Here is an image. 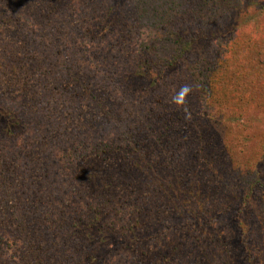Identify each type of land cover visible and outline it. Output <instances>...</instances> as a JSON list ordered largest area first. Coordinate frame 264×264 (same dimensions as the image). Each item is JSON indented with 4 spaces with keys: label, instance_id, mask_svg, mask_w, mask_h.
<instances>
[{
    "label": "trees",
    "instance_id": "1",
    "mask_svg": "<svg viewBox=\"0 0 264 264\" xmlns=\"http://www.w3.org/2000/svg\"><path fill=\"white\" fill-rule=\"evenodd\" d=\"M262 7L260 0H83L80 7L71 0H0V229L13 238L9 242L21 241L18 260L0 258V264H172L166 254L156 259L160 254L141 235L135 242L128 236L114 242L112 258L99 255L95 244L108 233L103 212L129 203L133 214L142 215L146 204L156 206L149 195L157 191L166 212L161 215L167 214L161 223L178 207V227L188 232L200 225L203 235L208 216L251 206L249 199L264 192L262 178L248 180L250 158L233 167L231 153L210 150L208 128L217 116L239 114L253 102V91L264 88V59L258 58L264 57ZM188 13L218 27L187 36L180 21ZM144 25L156 38L137 45ZM86 39L104 45L93 68L71 59H79L73 50ZM172 74L180 82L173 92ZM136 86L143 93L149 88L145 98L154 107L121 131L130 146L122 152L97 136L100 118L132 117L121 104ZM262 140L264 148V135ZM55 150L71 163L77 180L72 187ZM103 162L117 167L106 172ZM126 167L143 179L126 180ZM155 171H161L159 183H152ZM50 234L61 235L70 253L57 255ZM138 244L143 249H135ZM208 245L187 253L178 247L175 264H185L179 259L184 256L187 264H214L212 257L223 253L214 240ZM249 256L246 264H254Z\"/></svg>",
    "mask_w": 264,
    "mask_h": 264
},
{
    "label": "rangeland",
    "instance_id": "2",
    "mask_svg": "<svg viewBox=\"0 0 264 264\" xmlns=\"http://www.w3.org/2000/svg\"><path fill=\"white\" fill-rule=\"evenodd\" d=\"M260 1L264 2V0ZM71 2L72 4L77 5V7H80L83 3V0H71ZM260 11L261 19L264 20V7H262V10L260 9ZM180 22H182V26L186 27L184 30H186L185 32L189 34L187 36L203 35L204 33L208 32L211 28L212 32H214L218 27L217 26L216 28H214V26H211L210 28V26L206 23L207 20L204 16L200 20H194L193 18H189V13L182 17V21ZM146 23L147 22H145L144 24ZM153 38H156V33L151 30L150 27L144 25L142 28L137 30V37L135 38V43L137 45H140V43L147 44L150 42V39ZM203 42L204 39H202V43ZM103 46L90 43L88 42V39H86L85 43H83L82 41L79 42L75 46L73 50L74 52L72 51L73 53H76L79 59H74L71 57V59L73 60L72 63L83 64L92 68L96 67L100 64L99 61L101 60V58L98 55L104 52H101V50H103ZM196 51H199V49H197ZM190 55L192 57H196L195 52H190L189 56ZM258 58L262 61L264 59L263 56H259ZM175 74H177V72H175ZM175 74H172L173 83L171 84L170 88L171 92H173L176 88L180 86V82L176 78ZM262 86L264 87L263 83ZM136 87V90H131L132 92L128 94L127 98H125L126 102L121 104V109L124 111V114H126L128 110L132 111V117H128L125 121H118L116 120V118H110V120L100 118V126L103 127L101 129L102 131L99 130L97 136L107 144L109 143L113 146H116V144H118L122 152H124L128 148L130 149V146L120 136L121 131L128 130V126L133 124L135 118L137 120L142 119L143 113H147L148 108L153 105L145 98L147 95H149V88L147 87L148 91L143 93L142 90L138 89V86ZM252 97L253 102H251L249 106H247V108L241 110V112L236 116H217L215 121L210 124L211 128L209 125L208 129L210 130L211 134L209 138V143L211 145H209V147L210 150L212 148L214 151L216 150L219 156H230L228 153H231L232 159L230 160L229 165H232L233 167L238 164V160L240 158H250L252 165L250 173H247L246 175L248 180H253L254 178L260 177L264 182V148L262 147V138L264 135V88L254 90ZM155 105L158 107L157 109H161V106H159L158 104ZM202 109L203 107H201L199 115H201ZM138 112L140 114H138ZM14 113L16 112L14 111ZM22 137L23 135H19L16 141L12 138H8L7 141L8 143H12L13 141H15L17 145V143H19L18 141H21ZM205 137H207V135H204V138ZM114 142L115 144H113ZM54 155L59 158V165L63 166L62 169L65 171L67 177L66 179H69V181H66L65 184L68 183L71 185L70 187H72V185L76 184L77 180L74 179L71 174V168H69L71 163L68 162L69 160H67L63 156V154L57 150L54 151ZM125 155L127 157H131V155L133 154L130 152H126ZM154 157H151L149 161L153 162V160L156 159ZM165 159L166 157L162 160V162L165 161ZM104 166L105 169L107 167L106 172L109 170L113 172V169L117 167V164H108L103 162V167ZM122 170L127 171L125 173L126 175H123L126 180L143 179V176L140 173H133V171L131 169L129 170L128 167L122 168ZM160 173L161 171H155V174L154 172L151 173L150 177L153 180L152 183H159L160 180H163L160 177ZM102 174L105 175L104 170ZM147 175L149 176V174ZM172 175L175 178H178V175L175 176L174 173H172ZM193 175V173L190 174V176ZM187 181L189 182L190 179H187ZM105 182L106 179H103V183ZM148 182H151V180ZM244 188L245 187L241 185L240 190L245 191L246 189ZM159 193L160 192L157 193L156 191L155 196H153V193H150L149 199L153 201L156 206H151L152 204H146V206L142 210V212L144 213L142 215L133 214L132 212L134 206L129 203H124L122 205V207H125V209H121L119 208V206H116L115 209H109L103 212L102 215L105 221L102 224L106 225L105 229L108 233H104V237L102 234L101 242L97 240L95 244L99 249V255L106 257V254L108 253V257L112 258L114 254L110 255V251L113 247L114 242H116L120 238L122 239V237L124 238L125 236H128L127 238H130V240L132 239V242H135L139 240V235H141V238L147 239L144 244L150 247L151 252H153V254H160L156 256V259H160L162 255L166 254V256H169V258H174L172 260V264L176 263L175 256L178 247L184 248L183 251L187 253V250H194L192 246L198 248V245H204L205 248H208V242L209 244H212L213 240L215 242V245L219 247L218 249H220V251L218 252L219 256L221 255V253H223L221 257L225 258V260L222 259L221 261V257L215 258L213 256L212 258L215 259L214 264H246L245 257L249 255L252 256L254 264H264V225L262 221L263 219L260 218L262 216L259 215L262 200L260 198L264 196L263 191L260 190L256 192L254 198L249 199V204H251V206H244L243 209L239 212L238 205H235V209H231L227 213H222L216 215L215 217H212V215L208 216L207 219L209 221V224L206 229H204L205 235L199 233L203 230L201 229L200 225L198 227L196 226L194 228H190L191 230L188 232L178 227L181 220L180 218L182 217V214H178L180 210V208L178 207H174L173 211L177 214L170 216L169 220H167L165 223H161V221L164 219L165 216H167V214L161 215V212H165V210H163L161 207L163 206V203L160 202L161 196L159 195ZM229 193L230 192H224L220 195L226 196L228 198L230 195ZM69 195L70 194L63 196L62 203H68ZM88 201L93 202L91 198L88 199ZM113 201L117 205L120 202L118 197H115ZM216 201L218 200L216 199L215 202ZM157 204H159L160 206ZM46 215L47 212L46 214H44V217H46ZM46 224L47 221L46 223L44 222L42 225ZM133 229L135 232L130 231ZM243 232L244 236L242 235ZM2 236L3 240L0 241V258L17 261L18 256L20 254L21 241L18 239L16 243L9 242L13 241V238L9 235L8 232H4L0 229V237ZM51 236H53V234H50L49 236L50 238H53L50 247L55 250V253L57 255H63L61 253H70L71 246L70 244L65 245V243H62L61 235L55 234V236ZM167 243H174V247L177 246L176 249L168 250V248H164L167 246ZM102 245L104 247L103 251L101 250ZM140 247L141 246H139L138 244L137 248L135 247V249H143L142 247ZM105 252L106 254H104ZM179 259L182 261V263L187 264V260L189 259V257L187 256L186 260L185 256ZM81 261L83 264V260Z\"/></svg>",
    "mask_w": 264,
    "mask_h": 264
}]
</instances>
